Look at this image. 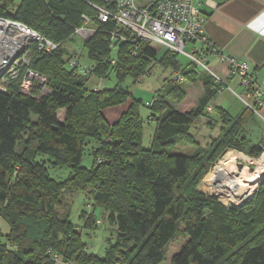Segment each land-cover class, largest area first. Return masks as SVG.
I'll return each mask as SVG.
<instances>
[{
    "label": "trees",
    "instance_id": "obj_1",
    "mask_svg": "<svg viewBox=\"0 0 264 264\" xmlns=\"http://www.w3.org/2000/svg\"><path fill=\"white\" fill-rule=\"evenodd\" d=\"M115 6L110 0H0L1 16L59 44L51 53L38 52L36 43L31 46L30 68L47 76L50 93L37 99V86L31 94L23 93L22 77L0 90V218L9 225L7 233L0 226V264H162L180 238L185 240L170 264H264V181L242 205H226L197 190L227 148L260 155L264 133L254 143L250 127L260 117L246 105L236 114L216 105L219 84L188 57L191 63L182 67L178 53L166 48L158 59L151 42L121 39L127 32L114 18H99V7L115 11ZM82 26L96 29L83 40L91 65L82 63L81 49L78 55L65 46ZM73 58L77 66L70 64ZM155 60L181 70L144 103L122 82L144 77ZM112 73L118 79L115 88L89 86L91 78ZM198 82L203 95L197 105L184 112L176 109L173 103L187 96L185 85ZM129 97L128 108L111 123L104 110ZM142 104L151 110L146 118L139 110ZM210 106L222 126L203 145L191 129ZM60 110H65L63 121ZM151 121L155 130L145 148V124ZM90 140L95 147L88 168L82 160ZM188 143L195 145L192 152L180 149ZM47 161L53 167L69 166L70 176L52 178ZM67 192H84L93 199L91 214L82 212L85 228L98 229L96 207H102L112 229L103 256L88 251L69 213L60 215Z\"/></svg>",
    "mask_w": 264,
    "mask_h": 264
},
{
    "label": "built area",
    "instance_id": "obj_2",
    "mask_svg": "<svg viewBox=\"0 0 264 264\" xmlns=\"http://www.w3.org/2000/svg\"><path fill=\"white\" fill-rule=\"evenodd\" d=\"M110 1L116 5L115 11L99 7V18L102 21H107L111 17L114 18L121 29L127 32V34L120 35L121 39L132 38L134 41L157 43L172 52L188 57L198 68L211 75L219 84V94L225 89L235 92L245 105L264 121V86L258 82L247 62L228 57L221 52L219 47L208 40L205 34V24L208 17L201 11L196 0ZM85 18L89 21L87 17ZM95 32V28L87 26L75 30V34L82 36L84 40L90 39ZM0 41L4 44L9 42L6 48H0V90L6 91L12 80L23 75L21 91L25 94H31L34 87H40L42 88L41 92L36 96L39 99L49 86L48 78L30 68L31 46L36 43L38 52L51 53L58 48L59 44L49 40L23 22L1 15ZM203 45L210 49L208 51L202 49ZM209 51L212 55L218 54L221 61L229 62L230 68L227 78L220 76L208 63L207 52ZM70 64L77 66L76 58L71 59ZM234 76L240 77V84L246 89L245 95L238 94L229 85L230 79ZM180 79L182 80L183 77ZM152 104L153 102L148 103L149 106ZM208 109L211 110L212 106ZM260 148L259 156H252L243 152L247 161L240 160L239 162L242 163L241 161H243L246 164L243 167H247L257 174L252 183L246 179L243 180L244 185H242L240 199L236 200L232 192L225 194L211 192V195L226 205H242L252 200L259 189V184L264 181V142L260 144ZM229 149L236 148L229 147L223 154ZM218 164L213 163L215 166Z\"/></svg>",
    "mask_w": 264,
    "mask_h": 264
},
{
    "label": "rangeland",
    "instance_id": "obj_3",
    "mask_svg": "<svg viewBox=\"0 0 264 264\" xmlns=\"http://www.w3.org/2000/svg\"><path fill=\"white\" fill-rule=\"evenodd\" d=\"M87 27H91V26H87ZM83 40L84 38L79 35L76 37V39L73 42H68L65 44V46L68 48L69 51L77 53L78 55L81 49L82 50L81 52H84V56L81 60L82 63L85 65H91L92 62L87 57V50L84 49L83 47ZM153 46L158 51V59L161 58V56L167 51L166 48L160 44L154 43ZM178 61L182 64V67H187L191 63L190 60L182 54H178ZM175 71L176 70L173 67H164L159 62V60H155L152 63L151 69L149 70V72L146 73L144 77H141L140 79L135 81L133 77L129 76L122 82V87L124 89H128L131 92V95L134 96L135 98L142 99L144 103H147L148 101L153 99L156 93H158L167 82L172 80L173 76L175 75ZM20 77H22L23 79V75H21ZM117 84H118V79L114 73L110 74V76L105 79L91 78V81L89 82V86H91L92 88L98 87L97 89H101V88L113 89L115 88ZM185 86L187 88L188 83ZM190 86L191 87L188 89L189 90L188 97L183 101H176L173 103L176 108L178 107L181 108L185 105H188L191 110L197 105V102L203 92V87H202L203 83L200 84L198 82L196 84H191ZM232 86L235 88L238 94L244 93V90H242L235 84L232 83ZM38 88L41 92L42 88L40 87ZM50 92H51V88L50 86H48L46 88L45 93H50ZM128 99L129 100L127 103H125L124 105H121L118 108L126 109L128 105L130 104V102H132L131 97H129ZM214 103L218 106H222L226 109H229L233 114L238 113L242 109V107L245 106V103L242 101V99L235 92L233 93L229 89L220 93V95H218L216 99L214 100ZM139 110L143 118H146L148 114L151 113V110L145 104H142ZM104 112L106 115L105 117L109 121H112L113 117L117 115V113L113 111L112 108L107 109ZM59 116L61 118L65 117V110H60ZM220 120L221 119L216 111V108L212 107V109L209 110L208 115L202 116L194 122L191 131L196 136V139L201 142V144L207 145L210 143V141L214 137L218 135L220 128L222 126V123ZM209 122H212L213 124H215L214 127L211 128L208 125ZM250 127L253 130L252 140H256L253 142L257 143V140H259L262 133H264V121L261 118H258L251 123ZM154 130H155V122L151 121L145 124V135H144V140H143V146L145 148H149L151 146ZM29 134L30 133H28V131L23 133L22 135L23 140L27 139L29 137ZM94 147H95V142L93 140H90V142L86 146V150L83 156V160H82L83 166L89 168L93 165L94 159L92 156V149ZM180 149L185 152H192L195 149V145L192 143H188L187 145L181 147ZM223 155L224 154H222V156ZM222 156L219 157L217 161H215L217 164L219 163L218 161L219 159L222 158ZM40 157L48 160V157L46 155L45 156L40 155ZM99 157H98V160L102 161L101 158ZM243 164H244L243 166L246 165L245 163ZM47 166H48V171H49L50 176L58 181H63L67 179L72 172L71 168L67 165L53 167L51 165V162L47 161ZM215 167H216L215 165H212L211 169L214 170ZM202 180L197 186V190L204 192V193L211 194V191L200 190L199 186ZM93 210H94L93 199H91V197L88 196L86 193L67 192L63 196V204L59 208V213L60 215L69 213L72 223L82 232V236H83L82 238H83V241L88 246V251L94 252L100 256H103L104 249L107 246V238L112 233V229L110 227V224L106 221V218L102 217L103 209L100 205H97L96 207V214L99 217L98 229L85 228V217L82 216V212L85 213L87 217L91 214L90 212ZM0 226L4 233H7L9 231V225L7 224V222L3 220V218H0ZM184 240L185 238H180L171 245V249H170V252L168 253L167 260L164 261V263L162 264H170L173 254L179 251L180 246L182 245ZM57 258L58 256H56V259Z\"/></svg>",
    "mask_w": 264,
    "mask_h": 264
},
{
    "label": "crops",
    "instance_id": "obj_4",
    "mask_svg": "<svg viewBox=\"0 0 264 264\" xmlns=\"http://www.w3.org/2000/svg\"><path fill=\"white\" fill-rule=\"evenodd\" d=\"M196 2L208 17L205 24V34L208 40L228 57L247 62L258 82L264 86V0H196ZM207 54L211 67L220 76L227 78L229 62L221 61L218 54L212 55L210 52ZM180 70L176 71L174 76L178 75ZM199 83L202 84V82ZM232 83L242 89L240 77L235 76L229 81L230 86L235 90ZM190 85L186 88V98ZM120 106L105 109L112 108L117 113L110 121L111 123L116 122L128 108H122V110L118 108ZM176 109L184 112L189 111L190 107L185 105ZM64 118L60 119L63 121Z\"/></svg>",
    "mask_w": 264,
    "mask_h": 264
},
{
    "label": "bare ground",
    "instance_id": "obj_5",
    "mask_svg": "<svg viewBox=\"0 0 264 264\" xmlns=\"http://www.w3.org/2000/svg\"><path fill=\"white\" fill-rule=\"evenodd\" d=\"M8 44L9 42L4 44L0 41V48H6ZM240 160L247 161L245 154L236 149H229L222 156L215 169L210 171L202 180L199 186L200 190H208L215 194L232 192L236 200L240 199L242 196V185H244L243 180L246 179L252 183L257 175L247 167L239 169L238 163Z\"/></svg>",
    "mask_w": 264,
    "mask_h": 264
},
{
    "label": "water",
    "instance_id": "obj_6",
    "mask_svg": "<svg viewBox=\"0 0 264 264\" xmlns=\"http://www.w3.org/2000/svg\"><path fill=\"white\" fill-rule=\"evenodd\" d=\"M238 167H239V169H242L243 168V163H238Z\"/></svg>",
    "mask_w": 264,
    "mask_h": 264
}]
</instances>
